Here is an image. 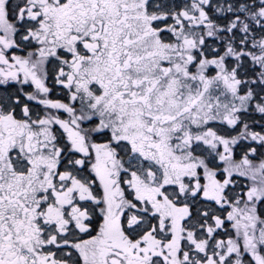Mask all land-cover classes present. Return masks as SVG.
Wrapping results in <instances>:
<instances>
[{
	"label": "snow or ice",
	"instance_id": "obj_1",
	"mask_svg": "<svg viewBox=\"0 0 264 264\" xmlns=\"http://www.w3.org/2000/svg\"><path fill=\"white\" fill-rule=\"evenodd\" d=\"M0 264H264V0H0Z\"/></svg>",
	"mask_w": 264,
	"mask_h": 264
}]
</instances>
